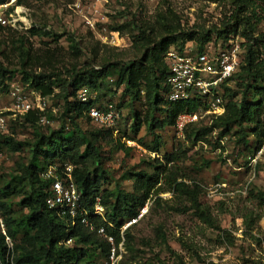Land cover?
<instances>
[{
  "label": "trees",
  "instance_id": "obj_1",
  "mask_svg": "<svg viewBox=\"0 0 264 264\" xmlns=\"http://www.w3.org/2000/svg\"><path fill=\"white\" fill-rule=\"evenodd\" d=\"M8 1L0 0V5ZM231 1L234 11L229 20L219 29L202 32H184L181 21L171 20L167 13L159 12L156 25L142 24L132 34L134 44L140 49L139 55L127 62H105L100 69L79 70L71 82L64 80V84L54 72H32L31 47H27L24 37L18 39L20 71L30 90L46 98L57 96L63 100L64 106L58 126H43L56 119L49 107L47 110L33 108L11 117L7 129L0 130V152L5 154L2 149L5 144L13 151L28 147L29 154L26 160L17 163L6 180L0 178V264H110L113 247L119 256L116 264H153L147 261L131 263L124 259L120 244L125 250L133 252L135 242L132 226L125 230L123 227L139 215L147 202L164 201L162 194L166 192L184 197L203 223L221 230L210 207L201 202L198 184H189L187 175H180L175 170L178 163L187 157L186 149L179 147L166 152L162 154V160L155 158L149 162L148 168L126 169L119 178L105 168L108 158L104 150L109 147L112 152L121 151L129 156L134 147L129 146L126 140L144 143L142 137L138 138L144 128L146 134L153 137L149 150L160 154L162 133L175 130L180 115L207 108L210 99L209 95L197 89L192 90L186 99L170 98L168 53L171 46L182 53L189 41H196L197 47L193 50L202 52L214 43H221L223 48L230 47L235 38L242 39L240 45L244 53L240 55L238 70L220 86L225 111L212 115L209 122L200 127L196 123L188 124L183 134L189 142L197 144L215 129H220V139L233 134L239 146L253 155L262 149L264 32H257V27L264 23V6L261 4L264 0ZM23 3L24 0H16V5ZM110 28L122 32L123 24L110 25ZM1 29L3 25L0 23ZM29 33L49 36L52 32L34 25ZM70 41L75 53L80 54L79 42L72 38ZM117 68L119 74L113 80L110 77ZM17 71L0 63V87H6L5 82ZM110 79L115 88L111 86ZM232 81H236L235 88L228 85ZM85 85L90 89V95L88 100L83 101L80 91ZM57 87L62 88L61 93H56ZM119 90L122 94L118 103H108L115 107L114 126L94 123L90 109L93 106L106 109L108 104H102L103 98L112 91L119 93ZM138 106L143 110L140 111ZM124 107L130 110L133 123L129 128L119 130L117 120L120 114L117 109ZM16 119L32 129L31 140L17 142L8 135L11 123ZM90 124L96 125V128L88 129ZM68 165L72 167V176L81 194L74 216L67 207L50 208L47 204L52 181L56 177H65ZM50 170L53 175L46 176ZM127 182H131L130 188H126ZM251 194L264 201V192L253 190ZM15 200L22 210L18 216L14 215ZM97 203L103 207L102 213L96 211ZM258 219L252 212L245 216L250 232ZM101 227L113 237V244L101 237L98 231ZM221 233L225 239L232 236L225 229ZM96 254L100 260L95 259L98 257Z\"/></svg>",
  "mask_w": 264,
  "mask_h": 264
},
{
  "label": "rangeland",
  "instance_id": "obj_2",
  "mask_svg": "<svg viewBox=\"0 0 264 264\" xmlns=\"http://www.w3.org/2000/svg\"><path fill=\"white\" fill-rule=\"evenodd\" d=\"M261 4L264 6V2ZM233 11L231 0H24L22 5L9 0L0 13L9 18L14 15L17 23L15 26L3 25L0 30V63L19 71L5 82L6 87H0V105H11L15 86L27 93L30 91L20 71L19 38L27 39V47H31L32 72H54L64 84V80L71 82L79 70L100 69L105 62H127L139 55L140 49L134 44L132 34L142 24L156 25L159 12L167 13L171 20L181 21L184 32H202L221 28ZM114 24H123V31L111 30L110 25ZM34 25L50 30L51 35H30ZM257 30L264 32V23ZM71 38L79 42L80 54L72 48ZM234 40L240 44L242 39ZM196 47V41L187 43L189 50ZM211 47L213 51L223 48L221 43H214ZM243 53L241 46L239 55ZM118 71L119 68L110 78L115 80ZM110 84L115 88L111 79ZM228 85L235 88L236 81ZM61 89L57 87L56 93H61ZM82 89L90 95L87 85ZM121 94V90L119 93L110 92L102 104L118 103ZM63 106V100L57 96L46 98L45 109L49 107L56 119L43 126H58ZM139 106L138 109L143 110ZM117 111L120 114L117 120L119 130L129 128L133 123L130 110L124 107ZM210 118H200L196 126L205 125ZM94 128V124L88 127ZM8 135L24 143L32 139L33 132L16 119L12 121ZM162 135L160 154L149 150L153 137L147 135L144 128L138 135L144 143L126 140L134 147L129 156L106 147L105 168L119 178L126 169L148 168V163L155 158L162 160V154L179 147L186 149L187 157L175 170L180 175L186 174L189 184H198L201 202L210 207L221 230H228L232 236L225 239L220 229L206 225L194 214L188 200L166 192L162 194L164 201L147 202L148 213L132 226L134 251L120 246L124 259L131 263L147 261L153 264H264V201L251 194L253 190L264 192V145L253 155L239 146L233 134L220 139V129H215L197 144L189 142L177 129L166 130ZM2 149L5 157L0 161V178L6 180L17 163L26 160L29 154L28 147L13 151L3 144ZM125 186L130 188L131 182ZM16 202H13V208L14 215L18 216L22 210ZM251 212L259 219L250 232L245 216ZM8 241L11 245V240ZM95 259L100 260V257Z\"/></svg>",
  "mask_w": 264,
  "mask_h": 264
},
{
  "label": "built area",
  "instance_id": "obj_3",
  "mask_svg": "<svg viewBox=\"0 0 264 264\" xmlns=\"http://www.w3.org/2000/svg\"><path fill=\"white\" fill-rule=\"evenodd\" d=\"M5 4L0 5V9ZM8 16L0 13V23L2 25L15 26L17 21L14 15ZM241 45L235 41H231V46L213 51L211 45L207 50L195 52L193 49H186L181 53L175 48H171L168 53V61L171 68V74L168 78L170 86V98L173 100L186 99L190 96L192 90L197 89L202 94L209 95L208 107L200 108L196 113H187L179 116L175 129L183 134L184 129L190 123H197L200 118L222 114L224 107L223 99L220 94V86L228 80L237 70L240 63ZM80 96L83 101L88 100L89 95L85 89H81ZM46 107V97L41 93L30 90L25 92L19 86H15L12 92V102L10 106L2 107L0 105V130H6L8 121L11 117L29 112L33 108L44 110ZM9 111L11 114H6ZM89 114L94 123L102 126H114L116 121V111L113 104H108L106 109L93 106ZM130 143V141H128ZM5 154L0 152V161L3 160ZM50 170L46 176H52ZM81 194L72 176V167L67 166L65 177H56L52 181V192L47 198V204L50 208L61 206L67 207L71 215H75L80 205ZM96 211L103 212L100 203L96 204ZM149 207L146 203L139 215L127 221L123 230L137 224L148 213ZM85 221V219H83ZM99 233L113 244V237L108 235L104 227H101ZM122 246V243L120 244ZM119 256L115 247L112 248L110 255V264H116Z\"/></svg>",
  "mask_w": 264,
  "mask_h": 264
}]
</instances>
